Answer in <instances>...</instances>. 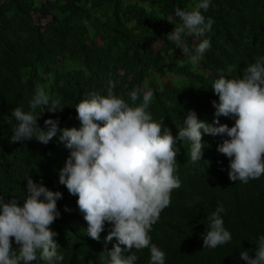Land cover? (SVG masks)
Masks as SVG:
<instances>
[{
    "label": "trees",
    "instance_id": "16d2710c",
    "mask_svg": "<svg viewBox=\"0 0 264 264\" xmlns=\"http://www.w3.org/2000/svg\"><path fill=\"white\" fill-rule=\"evenodd\" d=\"M195 2L0 0V195L22 201L28 176L63 194L57 202L61 216L50 226L58 234L63 264H104L100 254L116 243L115 238L104 243L111 226L106 225L99 242L86 236L87 223L78 209V197L59 184L58 172L70 150L58 136L48 145L35 140L10 143L16 124L11 111L16 107L28 111L39 85L65 108L57 113L45 111L38 124L43 127L44 120L59 118L60 128H79L76 105L91 93L106 94L112 81L113 91L126 101L134 87L152 90L149 111L174 136L190 110L212 123L215 109L211 102H218L213 82L221 75L242 76L249 64L264 56V0H212L204 13L215 21L207 34L211 48L198 64H192L164 37L178 23L172 18L173 10H190ZM186 43L192 47L196 41L189 37ZM220 121L229 127L234 124L224 117ZM202 142L203 157L197 162L190 159L188 142L176 144L181 187L172 192L170 206L153 225L152 243L166 253V264H245L240 252L248 250L254 255L255 242L264 235V176L246 184L231 181L229 160L217 151L222 138L204 135ZM216 156L221 158L219 168ZM209 173L224 190L214 200L207 198L212 188L204 186L211 184ZM220 204L232 240L216 249L204 248L207 217ZM13 249L18 250L15 243ZM132 251L138 264H149L147 248Z\"/></svg>",
    "mask_w": 264,
    "mask_h": 264
},
{
    "label": "clouds",
    "instance_id": "9594fccd",
    "mask_svg": "<svg viewBox=\"0 0 264 264\" xmlns=\"http://www.w3.org/2000/svg\"><path fill=\"white\" fill-rule=\"evenodd\" d=\"M211 4L212 0H196L190 10L175 8L172 18L178 23H171L174 29L164 37L192 64H198L211 48L207 34L215 21L204 15ZM189 37L196 41L192 47L186 43ZM114 88L109 81L106 94L91 93L79 102L75 110L80 127L69 129L59 127V118L44 120L43 127L38 124L45 111L57 113L65 108L60 99L38 85L28 111L21 107L11 111L16 124L10 143L35 140L48 145L58 136L70 150L58 172L59 184L78 197L87 237L99 242L106 225L111 226L104 243L114 238L116 243L100 254L104 264H138L132 250L144 252L146 248L149 264H166V253L152 243L150 233L161 212L170 206L172 192L181 187L178 142L189 143L190 159L197 162L203 157V136L221 137L217 151L229 160L231 181L246 184L264 176V56L249 64L242 76L221 75L213 82L211 88L218 102H211L215 109L212 123L200 120L195 109L190 110L175 136L149 111L152 90L134 87L126 101ZM221 117L234 121L233 126L221 123ZM216 157L219 168L221 158ZM204 160L208 162V158ZM25 180L22 201L0 195V264H63L64 255L56 242L58 234L50 227L61 216L57 202L63 194L35 183L30 176ZM208 181L211 184L204 186L212 191L207 192V198L221 197L223 186L211 173ZM65 211L70 210L66 207ZM224 212L220 204L207 217L204 248L216 249L231 242L232 234L222 218ZM13 243L18 250L13 249ZM255 245L254 255L248 250L240 252L245 264H264V235Z\"/></svg>",
    "mask_w": 264,
    "mask_h": 264
}]
</instances>
